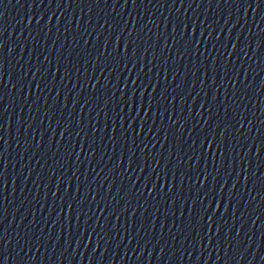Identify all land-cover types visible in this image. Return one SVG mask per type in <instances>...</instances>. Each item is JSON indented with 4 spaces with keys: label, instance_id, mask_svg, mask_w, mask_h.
<instances>
[{
    "label": "water",
    "instance_id": "95a60500",
    "mask_svg": "<svg viewBox=\"0 0 264 264\" xmlns=\"http://www.w3.org/2000/svg\"><path fill=\"white\" fill-rule=\"evenodd\" d=\"M258 264H264V241H263V246L260 254V259Z\"/></svg>",
    "mask_w": 264,
    "mask_h": 264
}]
</instances>
